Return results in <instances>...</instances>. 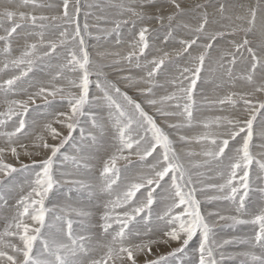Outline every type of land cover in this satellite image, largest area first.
<instances>
[{"label":"snow or ice","instance_id":"obj_1","mask_svg":"<svg viewBox=\"0 0 264 264\" xmlns=\"http://www.w3.org/2000/svg\"><path fill=\"white\" fill-rule=\"evenodd\" d=\"M21 6L52 7L36 0H22ZM208 6L196 4L199 15L191 17L188 12L192 10H186L180 0H165L160 6L155 0H108L102 6L115 9L120 17L112 21L113 30L140 25L132 33L134 42L126 55L100 54L102 59L119 56L113 65L123 60L139 70L137 77H124L128 87L136 89L137 97L108 79L105 65L94 64L85 46L89 25L85 22L81 27L78 19L80 0H62L63 11L50 16L17 13L8 7L0 11V18L12 25L0 35L5 57L0 73L14 72L0 81L7 105L0 112V127L7 129L11 122V130L0 131L5 141L0 145V200L6 206L5 196L13 191L8 187L13 174L23 172L28 177L26 188L21 187L15 204L9 206L14 214L4 216L0 264H85L94 239L103 251L90 264H140V254L145 257L143 264H171L170 258L183 254L197 234L193 264H222L225 254L220 252L217 259V250L235 243L245 248L229 259L239 264H264V124L254 128L256 114L264 110V0L249 4L242 14H228L227 3H220L215 13L209 14ZM165 7L170 9L167 14ZM152 21L159 29L149 26ZM21 28L28 29L26 37L35 34L40 39L26 43L13 56L11 38ZM158 30L165 35L159 45H152L149 36ZM45 33L52 38H46ZM173 40L178 47L165 51ZM237 63L246 69L239 77L234 76ZM37 67L50 77L47 84L30 78ZM93 75L95 94L91 91ZM158 77H163V84L157 83ZM238 79L246 81L251 91L209 96V87L219 92L234 87ZM200 82L206 90L198 96ZM160 90L164 94L158 95ZM18 93L26 94L27 99H9ZM36 98L46 106L59 99L62 107L48 114L52 119L30 123L29 110ZM241 104L247 118L222 114L198 121L195 116L197 108L224 113ZM82 122H90L87 132ZM54 125L66 128L67 135ZM77 128L76 155L62 154ZM199 128L203 131H196ZM194 131L195 135L189 134ZM257 134L262 151L254 155ZM22 138L31 144L23 143ZM193 141L200 145V152L189 149ZM21 150L31 165L20 160ZM101 152L107 159L98 175H91L90 161L102 159ZM41 155L44 158L38 159ZM61 155V163L70 160L75 168L58 176L56 161ZM133 156L141 172L128 176L127 166L122 168L118 162L132 164ZM196 156L201 159L193 160ZM57 187L87 193L90 201H96L95 213L70 203L49 208L45 201ZM254 192L259 194L258 205L249 210ZM200 196L230 208L205 212ZM158 203L163 207L156 210ZM96 214L98 220H94ZM73 217L86 234L74 231ZM141 223L152 225L148 228L151 235H141ZM218 226H250L252 232L239 241L230 238L221 242L215 239ZM99 233H103L102 239ZM38 240L42 244L39 252L34 248ZM173 242L179 246L167 254L153 252V246L158 249Z\"/></svg>","mask_w":264,"mask_h":264},{"label":"rangeland","instance_id":"obj_2","mask_svg":"<svg viewBox=\"0 0 264 264\" xmlns=\"http://www.w3.org/2000/svg\"><path fill=\"white\" fill-rule=\"evenodd\" d=\"M36 2L38 4H51L52 7H50V8L49 7H44V8H36V9H34V8L30 7V6L29 7L21 6L22 5V0H0V11H2L4 8L8 7V8H11V9L15 10L17 13L23 11L25 13L32 12V13H35L37 15L43 14V15H49V16L50 15H57V14L60 13V11L61 12L63 11L62 0H36ZM71 2L74 3L75 0H71ZM107 2H108V0H80L81 11H80V14H79V17H78L80 25H81V27H83L84 23L87 22L88 25H89V28H90L89 34H87L85 36V46H86V48H87V50H88V52H89L94 64L95 63H100V64L105 65L104 74H105V76L108 77V79H110V80H112L114 82H119L121 88L123 87L122 89L127 90L129 95L137 97L136 89L128 87V82H127V80L124 79V77L128 76V75H132V76L134 75L133 77H137L138 74H139V70H137L134 65H129L127 63V61L121 60L119 65H113L112 61L116 60V59H119V56H124V55L127 54V52L130 50L131 44L134 42L133 39H132V33H133L134 30L138 31L140 25H137V27L135 29H133V26L131 24H128V25L122 26L119 30H113L114 25H113L112 21L114 19H117V18H120V17L116 16V10L115 9L102 7ZM258 2H260V0H180V3L182 4V6L186 10H188V9L192 10V11L188 12V17H191L193 14L199 15V12L196 11L195 8H194V6L196 4H198V3L199 4H208L209 6L207 8V11L209 12V14L215 13L216 8L218 7V5L220 3H227L228 4V9H227L228 14H232V13H241L242 14L243 11L248 8L249 4L255 5ZM155 3L157 4V6L164 5L165 4V0H155ZM89 5H92V7H89ZM169 11H170V9H168L167 7L164 8V12L166 14ZM123 18L126 19L127 17H123ZM11 26H12L11 22L7 21L6 19L0 18V35H5L6 34L5 33V29L6 28H10ZM149 26L152 27V28L159 29V24L157 22H155V21L150 22ZM27 31H28V29L21 28V29L17 30V33L13 34V37L11 38L13 56L18 55L19 51H21L23 49V46L26 43H33V42L39 41L40 37L35 35V34H33L32 36L26 37ZM55 35H58V33H56ZM164 35L165 34H164L163 30H158V31H155V32L151 33L150 36H149L150 44L159 45L161 40L163 39ZM45 36H46V38H52V36H50L49 33H45ZM181 36H183V33L178 35L177 40ZM177 40L170 41L173 44L172 43L170 44V42H169V45H167L164 48V50L165 51H172L175 47H178ZM2 48H3V42H0V68H2L4 59H5L4 54L2 52ZM151 51L155 52V48H153ZM116 53H119V56L108 55L106 59H102L101 55H100V54H116ZM149 58H151V57H149ZM226 67H227V64H225V68ZM93 71H94V69H93ZM245 72H246V69H245L243 64L237 63L234 66V76H236V77L241 76V75L245 74ZM44 73H45V71H43V70H41V68L37 67V68L34 69V74L30 73L29 75H30V78L32 80H34V81L37 80L39 82H42V83L46 84L48 79H50V77H46L45 76L46 74H44ZM12 74H14V72L12 70H6L5 72L0 73V81H2V76L3 75H6L7 78H10V76ZM32 76H35V77H32ZM205 77L208 78V73H205ZM95 79H96V77H95V75H93L92 76L93 84L91 85V91L94 94L98 92V90L95 88ZM257 82L258 83L261 82L260 79H259V73H257ZM157 83L163 84L164 83L163 77H158ZM34 90L35 89H30V91H34ZM205 90H206V88H205L203 82H200V86L197 89V95L199 96V94L201 92L205 91ZM228 91L247 92V91H251V86L248 85L246 81L238 79L234 87H232V88H221L219 90V92H212L210 87L208 88V94H209L210 97L215 96V95H221L222 96V95H225ZM162 94H164V90H160L158 92V95H162ZM0 95H3V94L0 93ZM10 97L12 99H27V95L24 94V93H21V94L18 93L16 95L17 98L12 96V95L9 96V99H11ZM6 107H7V105H6ZM61 107H62V102L59 101V99L54 101L51 104V106H46L41 98H36V103H35V105H33V108H30L29 113L30 114L31 113L35 114V115H31V116H33L32 119H34V116H36L37 120H40L41 123H43L44 122V116L47 117V119H52V116H50L48 114L49 113H54L57 109H60ZM1 108L2 107H1V101H0V112H3V110ZM33 110L36 113L35 112L33 113ZM148 111L152 112L153 109H148ZM232 113H234V114H232ZM222 114L232 115V116L242 115L244 118H247V115H248L247 112L243 111V105L242 104L236 109H232V108L229 107L224 113H220L218 111H209L207 109H202V108H197V110L195 112V116H196V119L198 121L211 119L214 115H222ZM103 115L106 116V113H103ZM29 117H28V119L31 122L32 119H30ZM13 119H15V118H13ZM259 120L264 121V110H262L260 113L256 114V120L254 121V128L255 129H259L261 124H264L263 122L259 123ZM194 123H195V121H194ZM54 126H56L64 135H67V129L66 128L60 129L59 125H54ZM83 126H84L85 130H87L90 127V122H82V127ZM8 127L9 128H7V129H5L3 127H0V131L11 130V123L10 122H9V126ZM196 131H203V129L199 128ZM196 131H194L192 133H189V134L190 135H195ZM258 136H259L258 134L255 135V137L253 139L254 147L252 148V152H253L254 155L259 154L262 151L260 149V147H259L261 142L259 140L255 139ZM1 139H3V138H0V145H3V143H1ZM25 141H27V139H23L22 138V142L23 143L29 144V145L31 144V141L30 142H25ZM79 141H80V130H79V128H77V130L73 133V136L70 139L69 143L66 144L65 147L61 150L62 154L66 153L69 156L76 155V153L74 151V145L79 143ZM3 142L5 143L4 139H3ZM50 142H52V141H50ZM55 142L58 143L59 141H55ZM189 149L191 151H193V152H200L201 151L200 145L196 144L195 141H193V143L189 146ZM29 150H31V148H29ZM112 151H114V149H112ZM125 155H127V153H125ZM22 157L25 160V161L21 160L24 164L31 165V159L29 157L24 156V155ZM102 157H104V155H102ZM37 158L38 159H43L44 156L41 155V156H39ZM150 159L151 158H149V160ZM198 159H201V157H199V156L193 157V160H198ZM94 160L95 161L97 160L96 161L97 165L100 162V166H103V161L101 162L100 158H96ZM61 161H63V155H61L60 160L56 161V171H57V175L58 176L60 175L61 172H64L65 170L66 171L64 173H68V172L72 173V170L74 171V167L75 166L72 164V162L70 160H69V162L68 161H64L63 163H61ZM12 162L15 164V166L17 168L20 167V164L16 163L14 159L12 160ZM67 163H69L70 168H69ZM118 165L121 166L122 168L124 166H127L129 171H132L131 173L126 174L128 176H134V174L138 175L141 172V166L137 163V158L135 156L132 157V164H127L126 165L125 161H119ZM67 166H68V168H67ZM255 168H256V166L253 165V170H255ZM98 172L96 173V175H98ZM23 174H26V173L20 172V173H17V174H13V178L14 179H12V181L15 180L16 176L20 177V182L23 181V179L26 178V177H23ZM82 174L83 173L81 172L80 175H82ZM58 189L61 190V193L57 191ZM64 191H69V189L67 187H63V188L62 187H57L54 190V192L52 194H50V198L45 201L46 205L48 207H50V208H52L53 206H57V207L61 206L60 203H62L63 196H64ZM71 193H73V194L75 193L76 194V195L74 194L75 196H77L79 194L81 195V196L79 195L76 198V199H79V201L77 203H75V204H72L73 206L75 205L76 207H83V208L92 210L95 213L94 205L96 204V201H93V202L89 203L90 199L88 198L87 195H85L87 193H85V192H77L75 190H73ZM256 194H258V193L254 192L251 196H254ZM204 200H206V199H204ZM249 200H250L249 201V205H250V203L252 201H251V199H249ZM205 203H203V210L204 211H211L209 209V207H208L210 202L207 201ZM214 204L217 206V209H218V207L220 208L221 206H222V208L224 210L228 209V207L226 208V206H228V205H225V204H223L221 202H214ZM220 204H222V205L220 206ZM223 205H225L224 207L226 209L223 207ZM162 207H163V205L158 203L156 205V210H159ZM222 208H220L219 210H223ZM13 214H14V211H11V212H6V211L0 212V227H1V230H2L3 225H4V216L5 215L11 216ZM53 218H54V214H53ZM95 218H97V219H95ZM98 218H99V215L96 214L94 216V220H98ZM138 227L141 230V233H142L141 235H143V234L145 235L146 233L151 235V233H148L146 230L148 228L152 227V225L145 226L143 223H141L140 226H138ZM224 227L226 229L227 226H218L215 229V233H216L215 239L217 240V238H218L219 240H221V239L224 240L225 238L222 237V234H230L236 239L235 234L230 229L226 230L228 233L226 231H223L222 229H224ZM73 228H74V231H75L76 228L74 227V225H73ZM232 230H236V227H234V229L232 228ZM250 230H252V229H250ZM75 232L77 233V231H75ZM93 235L96 236V234H93ZM97 242H98V240L94 239L91 247L95 248ZM198 244H199V234H197V236H195L193 238V240L190 241L187 250L183 254H178L176 257H171L170 260L172 261L175 258H179L181 261H183L185 259H189L190 262L188 264H192V262H193L192 260L197 258L195 255L193 256L192 250H193V248L195 250L198 247ZM238 244L239 245H237V243H235V245L232 244L230 246H226L225 245L222 248H234V246H235V248H241L242 247L240 245L241 243H238ZM178 246H179L178 243L175 242L174 245L166 246V247H164V248H166L165 250L160 251L159 253H156V254H167L173 248L178 247ZM34 248H42V244L40 243L39 240L35 243ZM219 253L220 252L217 250V259L220 258V254ZM150 258H154V256H152ZM144 259L139 260V261H141L140 264H143ZM224 260L225 261L228 260L226 254L224 256L223 262H224ZM171 264H173V263H171Z\"/></svg>","mask_w":264,"mask_h":264},{"label":"bare ground","instance_id":"obj_3","mask_svg":"<svg viewBox=\"0 0 264 264\" xmlns=\"http://www.w3.org/2000/svg\"><path fill=\"white\" fill-rule=\"evenodd\" d=\"M53 9V8H52ZM61 12V11H60ZM153 33V32H152ZM165 34V33H164ZM153 35V34H152ZM151 35V36H152ZM20 41V40H19ZM172 42H170V44H171ZM173 44V43H172ZM169 45V44H168ZM127 51V50H126ZM12 73V72H11ZM10 74V73H9ZM45 74V73H44ZM46 76V75H45ZM134 76V75H133ZM32 77H35V76H32ZM239 77V76H238ZM3 79H7V77H6V75H3L2 76V80ZM37 81V80H36ZM46 82V81H45ZM258 83V82H257ZM47 84V83H46ZM204 84V83H203ZM245 84V83H244ZM203 86V85H202ZM205 86V85H204ZM123 88V87H122ZM203 88V87H202ZM131 90V89H130ZM21 94V93H20ZM14 97H16V95L14 96ZM11 98V97H10ZM17 98V97H16ZM26 98V97H25ZM12 99V98H11ZM0 101H1V109L3 110V111H5L6 110V104H5V102H4V99H3V95H0ZM33 108V107H32ZM32 110V109H31ZM31 112V111H30ZM35 111L33 110V113H34ZM36 113V112H35ZM232 114H234V113H232ZM31 115H35V114H30L29 113V118L30 119H32V117L33 116H31ZM34 119H37L36 118V116H34ZM44 119H45V116H44ZM33 120V119H32ZM30 122V121H29ZM260 122H263L264 123V121H261V120H259V123ZM11 123V122H10ZM31 123V122H30ZM258 126V125H257ZM84 127V126H83ZM86 127V126H85ZM9 128V127H8ZM87 131V130H86ZM255 137V136H254ZM255 139H257V140H259L260 142H261V139H260V137L258 136V137H256ZM25 142H30L29 140H27V141H25ZM1 143H3L4 144V142H3V139H1ZM78 144V143H77ZM19 150V149H18ZM112 151V150H111ZM111 151H109V153H108V155H111ZM10 155V154H9ZM102 155H104V153L103 152H101L100 153V156L102 157ZM23 156V150H21V156H20V160H23V161H25L24 160V158L22 157ZM104 159H107V156H105L104 155V157L101 159L100 158V160H101V162L104 160ZM193 159V158H192ZM97 161V160H96ZM96 161L95 160H93V161H90V163L93 165V172L91 173V175H96V173L102 168V166H100V162H99V164L97 165L96 164ZM16 162V161H15ZM69 162V161H68ZM98 163V162H97ZM68 164V166H69V163H67ZM66 164V165H67ZM102 164V163H101ZM68 166H67V168H68ZM62 168V167H61ZM66 168V169H67ZM69 168H70V166H69ZM72 168V167H71ZM75 168V167H74ZM137 168V167H136ZM58 169V168H57ZM65 169V168H64ZM66 171V170H65ZM64 171V172H65ZM135 171V170H134ZM72 172H73V170H72ZM132 171H129L128 173H131ZM69 173V172H68ZM83 174L81 175V176H83L84 175V172H82ZM127 173V174H128ZM138 173V172H137ZM140 174V173H139ZM135 175V174H134ZM23 177H26L25 179H23V181H21L20 182V177H18V176H16V178H15V180L14 181H11L10 182V184L8 185V187H10V188H13V191L10 193V194H8V195H6L5 196V199L8 201V205L6 206L5 205V203H4V201L3 200H0V212H3V211H6V212H11V211H13V209H12V207H9V206H13L14 204H15V199L16 198H18V196H17V193L21 190V187H24V188H26V186H27V181H28V177H27V174H23ZM22 177V178H23ZM14 179V178H13ZM63 188V187H62ZM65 189V188H64ZM58 192H60L61 193V190H57ZM72 192V191H71ZM70 191H64V196H63V200H62V203H60L61 205H64V204H68V203H70V204H75V203H77L78 201H79V199H76L79 195H77V196H75L73 193H71ZM85 195H87V194H85ZM81 196V195H80ZM80 198V197H79ZM89 198V197H88ZM200 199H201V201H202V204L203 203H205V202H207L206 200H204V199H206L204 196H200ZM249 199H251V203H250V205H249V210H251L253 207H255V206H257L258 205V199H259V195L258 194H256V195H254V196H250V198ZM59 200V199H58ZM81 200V199H80ZM93 201H95V200H92V201H89V203L90 202H93ZM250 201V200H249ZM88 203V202H87ZM80 204V203H79ZM78 204V205H79ZM206 204V203H205ZM81 205V204H80ZM222 204H220V206H221ZM51 206V205H50ZM75 206V205H74ZM225 205H223V207H224ZM208 207H209V209L211 210V211H215L216 209H217V206L214 204V202H210L209 203V205H208ZM229 208L230 206H226V208ZM50 208V207H49ZM206 208V207H205ZM220 208H222V206L220 207ZM219 207H218V209H220ZM225 208V207H224ZM225 208V209H226ZM217 209V210H218ZM223 209V208H222ZM224 210V209H223ZM205 212H208V211H205ZM10 217V216H9ZM95 219H97V218H95ZM73 225H74V227L76 228V230L75 231H77V233L78 234H86V233H83L82 231H81V226H80V223H79V220H78V218H76V217H73ZM140 226V225H139ZM228 227V228H227ZM226 227V229H225V227H224V229H222L223 231H226L227 229H230L234 234H235V236H236V240L237 241H239V240H242L243 238H245L246 236H248V235H250L251 234V232H252V230H250L251 229V227L250 226H236V230H232V228L234 229V227H229V226H227ZM223 228V227H222ZM250 228V229H249ZM142 229V228H141ZM0 230H1V227H0ZM143 230V229H142ZM147 232H148V229L146 230ZM227 232V231H226ZM228 233V232H227ZM92 234H96V229H92ZM142 234V233H141ZM144 235V234H143ZM222 237L223 238H225V239H230V238H234L232 235H230V234H222ZM99 238L100 239H102L103 238V233H99ZM110 239V238H109ZM217 241H223L222 239L221 240H219L218 238H217ZM99 242V241H98ZM97 242V243H98ZM175 244V242H173L171 245H174ZM232 245V244H231ZM233 245H235V244H233ZM237 245H239L238 243H237ZM242 247L241 248H235V246H234V248H220V249H218V251L219 252H224V254H226L227 255V259L228 260H224V262L222 261V264H239V261L238 260H233V259H229V257L232 255V254H234V253H236V252H239V251H241V250H243L244 248H245V245H243V244H240ZM166 246H169V245H165V244H161L160 246H159V248L157 249L155 246H153V252L156 254V253H159L160 251H163V250H165L166 248H164V247H166ZM225 246V245H224ZM226 246H230V245H226ZM35 250L37 251V252H39V251H41L42 250V248H35ZM102 249L101 248H97V244H96V247L95 248H92L91 247V249H90V251H89V253H88V256H87V258L85 259V264H90V262H91V259H94V258H99L101 255H102ZM194 252H195V250H194V248H193V250H192V254H193V256H194ZM220 254V253H219ZM145 257H144V255L143 254H140L139 255V257H138V259L139 260H142V259H144ZM150 258V257H149ZM193 259V258H192ZM193 261V260H192ZM141 262V261H140ZM190 262V260L189 259H185V260H183V261H181L179 258H175V259H173L172 261H171V263H173V264H188ZM192 264H193V262H192Z\"/></svg>","mask_w":264,"mask_h":264}]
</instances>
